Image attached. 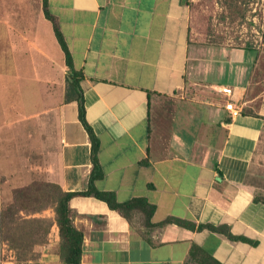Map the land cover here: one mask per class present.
<instances>
[{
  "label": "crops",
  "instance_id": "0c3cea01",
  "mask_svg": "<svg viewBox=\"0 0 264 264\" xmlns=\"http://www.w3.org/2000/svg\"><path fill=\"white\" fill-rule=\"evenodd\" d=\"M194 1L47 0L81 73L72 93L42 1L0 2V92L11 80L21 97L0 107L3 116L6 107L22 111L4 119L6 128L26 124L2 141L9 150L0 154L11 151L15 163L0 169V202L34 181L64 192L86 189L91 145L78 103L67 97L80 93L99 142L95 189L112 192L118 203L145 198L154 206L145 227L140 213L126 221L101 201L74 197L80 264H195L192 245L219 264H264V203L254 200L264 194V75L253 78L264 72L250 70V52L195 39ZM228 101L241 108L231 120ZM16 136L26 142L15 145ZM28 218L48 220L53 237L34 240L31 250H54L52 208ZM166 219L175 221L160 225Z\"/></svg>",
  "mask_w": 264,
  "mask_h": 264
},
{
  "label": "rangeland",
  "instance_id": "374dc122",
  "mask_svg": "<svg viewBox=\"0 0 264 264\" xmlns=\"http://www.w3.org/2000/svg\"><path fill=\"white\" fill-rule=\"evenodd\" d=\"M191 8L195 39L202 40L215 47L223 46L229 49H240L250 52L253 56L249 61L250 70L252 71L254 67H258L264 72V0H195ZM255 68L254 70H256ZM263 75H255L253 78L261 80ZM1 83L2 80L0 79ZM3 84L8 88L5 92H0V104H17L19 102L18 97L21 98L19 90L14 88L11 80L9 82L4 80ZM5 109L8 113L3 116V110L0 107V149L7 150V145L2 142L10 139V133L7 132L11 131L13 135L14 131L16 132L25 123H18L6 128L4 119H13L22 111L20 108L14 107V112L12 108L6 107ZM14 142L15 145H21L26 140L19 139L16 136ZM14 163L15 157L11 151L6 155L0 154V169L2 173L4 166L14 167ZM8 183H15L14 179H9ZM43 183L34 181L29 186L31 185L34 189H42ZM5 190V186H3L2 196ZM39 202L40 204L38 205L42 207L46 203V198L40 196ZM6 205L0 202V209H3ZM34 223L36 229L38 228L39 230L38 232H36L37 230L34 231L37 233L35 235L31 234L30 227L23 230L14 228L12 231L6 230L3 226L1 227L0 264H60L58 246L54 250L51 248L31 250L34 240L41 244L53 241L52 236L47 237L50 228L48 233H45V230L51 225L48 220H38V222Z\"/></svg>",
  "mask_w": 264,
  "mask_h": 264
},
{
  "label": "trees",
  "instance_id": "16d2710c",
  "mask_svg": "<svg viewBox=\"0 0 264 264\" xmlns=\"http://www.w3.org/2000/svg\"><path fill=\"white\" fill-rule=\"evenodd\" d=\"M41 1L45 17L53 22L55 36L62 51L64 52L65 63L69 69L67 90L72 93V91L77 89L78 87V81L79 78H81V73L75 71L73 68L71 58L69 52L67 51L63 38L58 28L56 27L53 17L49 15L46 10L47 0ZM67 97L68 100L74 98V100L77 101L78 118L88 135L91 145L92 170L87 180L86 189L80 192H64L56 184L47 182H44L42 184V189H34L31 185L16 188L12 191L11 201L3 209H0V229L2 226L9 231L14 230V228L23 230L30 227L29 229H31V234L35 235L39 230L38 228L36 229V225L34 222H38V220L28 218V215L44 210L46 208H52L54 212L55 224L58 229V251L60 264H80L83 235L74 227L72 223L70 202L74 197H91L97 201H101L105 203L109 209L118 211L126 221H130L134 213H140L143 217V224L145 227L152 226V224L150 223V218L154 211V206L148 203L145 198H133L129 201L118 203L115 199V195L112 192H100L95 189L93 185L94 180L102 176L97 161L99 142L93 130L85 120V110L81 94L79 93L72 98L69 97V95H67ZM40 196L46 198V203L45 205L42 204V207L41 205H38L40 204ZM254 200L262 201L264 203V194L254 197ZM172 221L175 220L166 219L160 225L171 223ZM176 223H179L181 225L185 224L184 222L180 223L179 221H176ZM208 227L212 230L220 231V228L218 227ZM49 228L50 225L45 230V233H48ZM35 230L37 231L34 232ZM189 256L190 259L195 262V264H219L209 254L205 253L196 245L191 246Z\"/></svg>",
  "mask_w": 264,
  "mask_h": 264
},
{
  "label": "built area",
  "instance_id": "2783aa9c",
  "mask_svg": "<svg viewBox=\"0 0 264 264\" xmlns=\"http://www.w3.org/2000/svg\"><path fill=\"white\" fill-rule=\"evenodd\" d=\"M215 90L225 97L232 96V90L227 87H215ZM224 109L227 111L228 118L231 120L240 114L241 108L233 104L231 101L224 104Z\"/></svg>",
  "mask_w": 264,
  "mask_h": 264
}]
</instances>
